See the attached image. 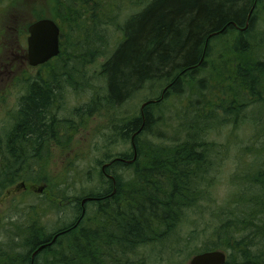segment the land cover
I'll list each match as a JSON object with an SVG mask.
<instances>
[{
	"label": "trees",
	"instance_id": "obj_1",
	"mask_svg": "<svg viewBox=\"0 0 264 264\" xmlns=\"http://www.w3.org/2000/svg\"><path fill=\"white\" fill-rule=\"evenodd\" d=\"M102 1L82 0L79 8L86 7V15H90L83 30L97 36L85 47H95V51L100 50L97 43L103 44L104 39L96 31L97 26L108 17L99 13ZM147 1L138 0L139 3ZM261 2L150 0L125 24L122 42L102 71L107 82L105 100L109 109L124 106L149 84L155 88L164 85L160 96L147 100L145 103L149 104L143 110L142 104L139 116L122 120L120 126L114 124L124 143L130 140L132 145L133 137L138 134L135 137L137 159L128 162L135 155L132 145L130 156L118 155L102 166L94 190L72 200L65 195L66 189L59 196H50L54 211L68 209L64 215L75 218L52 233L43 223L46 211L42 207L23 226L12 223L6 230V241L0 244V264H145L143 260L133 261L132 256L144 246L170 242L184 219L185 210L199 201L213 199L210 190L214 184L211 185L208 176L214 170L211 154L216 152L217 145L208 143L199 131L194 134L193 130H215L220 126V119L234 118L238 122L244 109L254 104L264 106V61L257 58L258 49L251 48ZM65 12L69 13L63 19L68 20L66 25L81 31L77 23L85 17V11L72 13L64 9ZM90 17L96 19L90 20ZM41 19L49 18H38ZM57 19L52 20L57 23ZM231 36L234 38L230 41ZM81 45L71 48L82 51ZM85 47L87 57H94L95 51ZM223 48L229 52H221ZM213 52L216 59L210 61ZM51 66L52 61L40 68ZM206 72L208 76L199 79ZM57 73L49 69L46 78H39L28 88L17 113L16 129L4 149L0 142L3 192L22 184L28 187L29 193H37V188H32L34 184L49 185L51 143L61 145L60 130L64 128L63 123L56 122L52 109L62 96L63 85H72L75 80L66 71ZM189 88H193L195 97L190 96L192 106L184 113L187 116L193 113L194 125L190 126L187 140L175 145L141 146V136L152 135L161 122L162 105L182 97ZM262 127L259 125L256 130L263 137ZM107 164L110 165L103 170ZM117 169L129 172V180L115 176L113 172ZM245 180L260 186L261 190L248 196L246 207L235 200L240 209L234 213L232 222L222 225L220 235L229 245L223 247L234 251L244 248L239 251L244 264H261L263 260L259 262L260 257L254 258L245 247L254 246L256 235L264 237V173L254 171ZM99 187L104 189L98 190ZM61 203L65 205L63 208ZM221 217L224 214L218 216ZM62 222L61 218L58 223ZM243 233L249 235L237 240L236 236ZM228 260L226 264H231Z\"/></svg>",
	"mask_w": 264,
	"mask_h": 264
},
{
	"label": "rangeland",
	"instance_id": "obj_2",
	"mask_svg": "<svg viewBox=\"0 0 264 264\" xmlns=\"http://www.w3.org/2000/svg\"><path fill=\"white\" fill-rule=\"evenodd\" d=\"M81 1L0 0V142L2 149L17 127L16 117L21 101L36 80L46 78L49 69L59 72L57 73L59 75L66 71L75 79L72 85H63L62 96L52 109L56 122L63 123L64 128L60 130L61 145L59 142L55 145L51 143L53 147L49 153L50 161L47 168L49 185L41 182L32 187L40 189L47 185L45 187L47 192L29 193L28 187H23L22 184H20L21 187L18 184L15 185L7 192L0 189V244L6 241V230L12 223L23 226L33 216L36 217L39 207L46 211L43 223L49 226L51 233L63 223L74 221V215H70L69 218L64 215L68 209L62 212L54 211L50 196H59L62 190L66 189L65 195L72 200L74 197H82L90 190H94L98 184L97 174L100 173L104 164L118 155L130 156L133 153L130 140L122 142L114 124L120 126L119 123L122 120L139 116L142 104L152 97L160 96L164 89V85L155 88L154 85L149 84L124 106L109 109L105 100L107 82L102 76L103 66L122 42L125 24L150 0L147 3H139L138 0H103L99 13L108 14V17L96 29L104 38L103 44L97 43L100 45L99 51H95V47H87L97 36L83 30L87 25V16L90 15H86V7L79 9L82 6ZM88 5L90 7L91 3ZM93 6L98 11L95 3ZM64 9L72 13L85 11V17L78 19L77 23L81 31L66 25L68 20L63 19L69 16V13H64ZM258 16L260 17L257 18L254 34L256 37L251 48H257V58L264 61V0L258 8ZM41 17L49 19L57 17V23L61 28V53L52 61V66L48 69L31 68L27 60L28 28ZM92 18L94 17L89 19ZM74 25L72 22L71 26ZM233 38L231 36L229 40ZM78 43L83 44L82 51H73L71 47ZM86 44L88 45L85 47ZM83 47L95 51L94 57L89 59L86 53L88 50L83 51ZM221 52H229V49L223 48ZM215 59V52H213L209 60ZM63 68L65 71H62ZM205 76H208L207 72L198 77L200 79ZM192 89H187L182 97H178L179 99H170L162 105L161 122L154 128L152 135L141 136V146L151 143L164 146L175 145L187 140L190 126L193 124V118H191L193 113L187 116L184 111L192 106L193 99L190 96L195 97ZM259 125L264 128V106L254 104L244 109L238 122L234 118L220 119V126L215 130L211 129L209 132L201 129L193 130L194 134L199 131L208 143L213 142L217 145L216 152L211 154L214 170L208 176L211 185L214 184L210 190L213 199L199 201L194 207L186 209L184 219L170 242L140 248L138 254L132 256L133 261L143 260L145 264H190L196 255L214 249L225 252L231 264H244L243 256L239 253L244 248H238L236 251L227 248L229 245L220 234L222 225L232 222L234 213L240 209L237 202L242 207H246L248 196L252 197L255 192L259 194L261 190L260 186L256 184L253 186L245 180L254 171L257 174L264 173V136H258L259 129L256 130V128ZM258 139L260 141H256ZM1 163L0 156V165ZM113 173L124 181L131 177L126 170L117 169ZM252 187L258 189L254 191ZM100 189L103 190L104 187H99L98 190ZM64 203L68 204L66 201ZM33 206L37 208L33 209ZM63 206L65 205L61 203L62 208ZM221 208L228 210H221ZM230 209L233 211L230 212ZM220 214H224L221 219L218 218ZM59 218L63 219L62 224L58 223ZM248 235L243 233L236 238L240 240ZM230 244L233 246L234 242ZM245 248L251 251L254 258L260 257L258 261L263 260L261 264H264V237L257 238L256 235L254 246Z\"/></svg>",
	"mask_w": 264,
	"mask_h": 264
},
{
	"label": "water",
	"instance_id": "obj_3",
	"mask_svg": "<svg viewBox=\"0 0 264 264\" xmlns=\"http://www.w3.org/2000/svg\"><path fill=\"white\" fill-rule=\"evenodd\" d=\"M28 55L27 60L29 66L37 68L49 63L54 58L60 55V37L61 31L59 26L50 19L39 20L28 28ZM149 102L144 103L142 110L147 106ZM138 135V134H136ZM132 139V145L134 148V159L128 161L130 163L134 162L137 159V149L135 144V137ZM110 164L104 166L103 170L108 167ZM112 178V177H111ZM25 187V185H22ZM45 187L38 189L36 192L43 193ZM92 200V199H89ZM86 200L83 201V205ZM57 236L54 238L53 242L56 241ZM44 246H41L34 254L33 258L44 249ZM227 255L223 251H209L196 255L190 262V264H226Z\"/></svg>",
	"mask_w": 264,
	"mask_h": 264
},
{
	"label": "bare ground",
	"instance_id": "obj_4",
	"mask_svg": "<svg viewBox=\"0 0 264 264\" xmlns=\"http://www.w3.org/2000/svg\"><path fill=\"white\" fill-rule=\"evenodd\" d=\"M85 204V203H84ZM82 205H83V202H82ZM84 206V205H83Z\"/></svg>",
	"mask_w": 264,
	"mask_h": 264
}]
</instances>
